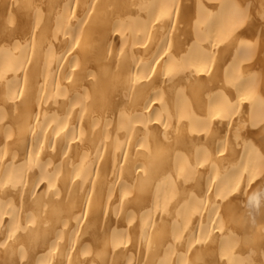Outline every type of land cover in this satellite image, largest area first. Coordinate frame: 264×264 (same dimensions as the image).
Masks as SVG:
<instances>
[{
	"label": "bare ground",
	"instance_id": "1",
	"mask_svg": "<svg viewBox=\"0 0 264 264\" xmlns=\"http://www.w3.org/2000/svg\"><path fill=\"white\" fill-rule=\"evenodd\" d=\"M0 264H264V0H0Z\"/></svg>",
	"mask_w": 264,
	"mask_h": 264
}]
</instances>
